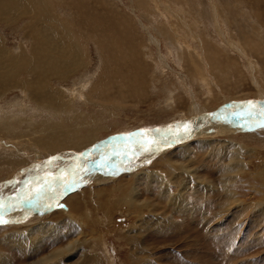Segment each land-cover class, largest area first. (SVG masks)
<instances>
[{"label": "rangeland", "instance_id": "rangeland-1", "mask_svg": "<svg viewBox=\"0 0 264 264\" xmlns=\"http://www.w3.org/2000/svg\"><path fill=\"white\" fill-rule=\"evenodd\" d=\"M48 1L49 10L60 19L44 22L39 0H0V48L14 54L20 48L30 53L33 41L39 38L47 41L43 45L48 48L58 40L52 38L53 33L45 34V31L37 35L35 28L62 31L64 24L76 28L81 19L85 26L95 27L99 18H106L133 30L129 33L134 36L136 50L120 51L119 40L115 38L104 50L99 49L92 29L94 32L83 43L82 52L85 51L83 58L80 55L78 68L66 72L62 79H52L49 84L51 91L62 93L59 94L62 104H57L63 109L61 115L59 110L56 113L40 106L50 102L54 106L52 99L38 101L16 86L4 91L0 96V118L15 124L14 128L0 129V186L4 189L7 181L11 184L18 178L14 175L19 168H31L29 164H39L35 166L38 172L29 174L39 181L43 179V162L49 158L48 154L45 158L43 153L38 155V151L45 150L34 143L45 136L46 124L54 125L56 132L60 130L64 134L79 118L84 122L79 127L81 132L93 125L98 129L100 138L92 145L86 149L73 146V154L77 156L71 157L78 161L81 157L78 154L115 134L156 130L154 134L161 137L166 133L169 138H183L185 132L171 135L167 130H178L174 124L181 121L192 102L212 110L230 105L231 100L236 105V101L258 99V88L264 89V0ZM212 6L219 13L218 25L214 22ZM183 21L188 25L186 29ZM172 25L182 27L177 29L182 36L180 41L172 42L173 38L165 37ZM197 38L203 42L205 53L201 52ZM115 58L120 61L118 64H114ZM196 69L208 81L198 79ZM32 77L24 75L16 80L30 81ZM105 83L109 97L105 96L106 91L103 94L97 91ZM119 84L129 85V89L125 91ZM82 85L86 86L87 94L77 100L70 99L69 90ZM224 97L231 100L225 102ZM100 98H110L119 107L112 106V102L101 107ZM263 131L203 133L186 144L160 148L156 157L163 161L156 158L121 171L106 182L82 184L75 190L76 194L47 193L43 199L62 198L53 208L41 207L36 210L37 216H28L21 223L0 225V264H264ZM237 143L245 149L238 158L233 153V145ZM127 147L124 143L106 152L110 155ZM218 147L223 151L218 153ZM137 149L133 158L129 154L113 157L112 164L120 168L147 154ZM67 151L68 148L55 150L49 157ZM17 157L21 164L13 167L12 160ZM60 167L55 166L51 172L55 174L54 170ZM99 171L94 169L84 174L97 175ZM67 172L68 169L65 178ZM23 184L3 189L0 199L19 193L25 195ZM32 185L37 186L35 182ZM70 197L77 198L78 211L75 208L69 213ZM27 204L24 205L28 207ZM8 206L10 212L5 213L12 218L16 213L11 211L13 206ZM127 238H132L131 242Z\"/></svg>", "mask_w": 264, "mask_h": 264}, {"label": "bare ground", "instance_id": "bare-ground-1", "mask_svg": "<svg viewBox=\"0 0 264 264\" xmlns=\"http://www.w3.org/2000/svg\"><path fill=\"white\" fill-rule=\"evenodd\" d=\"M39 2L41 3L40 12L43 15L42 17L44 18L43 19L44 22L47 19H54V20L60 19L59 18L60 16H58V15L56 16L55 14H53L49 10V7L50 6H48V5L51 2H49L48 0H39ZM16 3L18 5V2H16ZM15 8H16V5H14V8L13 9H15ZM17 8H19V7H17ZM217 11L218 10L215 9V6H212V13H213L212 15L214 17V22L217 23V25H218L220 23L219 22V19L220 18H219V13ZM224 13L226 14V12H224ZM92 16H94V15H92ZM221 21H223V20H221ZM83 23H85L84 22V19H81L80 25L79 26H76V28H71V25L64 24V26L62 27V31L60 30L61 28L60 29H53V28H51V29H53L52 31L51 30L50 31H47L46 28L43 29L42 26H41V28L43 30L42 29L35 28V30H38L37 31V35L41 36L43 34V32L45 31L44 32L45 34H51V33H53L54 36L52 38H56V40H58V43H56L54 46H52L49 43L50 45H48V48L46 47V45H43V43H47V41L44 42L45 40H42V38H39L38 40L33 41L34 44L32 45V49H31L30 53H29V51L26 52L22 48H20L16 52V54H14V53H11L10 51L9 52L8 51H5L4 50V47L1 46V48H0V96L6 90H9V89H11V88H13L15 86L16 87H20L23 90V94L25 93V90H27V92L29 93V95H31L35 99H38V101L39 100L40 101L41 100L44 101V100L52 99L53 102H55V105L54 106L51 104V102H50L49 105L48 104H46V105L41 104L40 106H42V108H44V109H51L49 111H53V112H56V113H59L58 112V110H59L60 111V114L59 115H61L62 112H63L62 111L63 109L60 108V107H58L57 104H62V99L59 97V94L61 96L62 93L60 92L58 94L56 90L55 91H51V86L49 84H51L50 82L52 81V79H56V81L59 80V79H62V77H64L63 75H65L66 72L68 74L69 72H73L74 70H76L78 68L76 66L80 62V55H82V58H83V54H84L83 52L85 51L84 50L82 52V49H84L83 48L84 47L83 43H85V38L89 35V33L94 32L92 29L95 30V32L93 34V38L95 39V41H97V44L100 45L99 46V49L101 48V49L104 50L105 45L108 46L109 44H111L110 43V40H112V39L115 38V39L119 40L118 43H120V46H121L120 51L121 50L129 49V50H132L131 52H134V50H136L135 45L133 43L134 36L132 34L130 35V33H132L133 30L132 29L130 30L128 28V26H126L125 24L119 26L116 23H113V21L111 19H106V18H99L98 21H97V24L95 25V27H92V24H91V26H89V24L85 26ZM114 24H116V25H114ZM183 24H184L183 27L186 29V27L188 26L187 23H185L183 21ZM93 25H94V23H93ZM36 26L39 27V24H37ZM217 27H219V26H217ZM127 28L129 30H127ZM180 28H182V27L177 28L176 26H173V25H172V27L170 26L169 27V30L167 29L168 32L166 31V36L165 37H167L168 39H170V37L173 38L174 41H172V42L180 41L181 38H182V36L181 35H178V31H177V29H180ZM129 31H131V32L129 33ZM188 31L190 32V29ZM190 35H191L190 33L189 34L186 33V36L187 37H190ZM88 37H90V36H88ZM152 37H150V40L151 41H153V38ZM194 37H197V36H194ZM32 39H33V37H32ZM196 40L200 44L199 46L201 47V52L202 53H205V48L203 46V42L200 41L199 38H197ZM0 41H1V38H0ZM48 41H49V39H48ZM156 42H157V39H156ZM114 43H116V40H115ZM153 43L155 44L154 41H153ZM156 49H158V48H156ZM169 53H170V51H169ZM243 54H244V52H243ZM162 57H163V55L161 54L160 55V58L162 59ZM202 58H204V57H202ZM114 61H115L114 64H118V62H120V61H118L117 58H115ZM123 62H125V57L122 58V63ZM161 62L162 61H160V63ZM249 68H252V67H249ZM139 74H141V71L137 73V76ZM24 75H28V76L29 75H32L33 76L32 77V80H30V81L21 80V79H20V81H17L16 80L18 77L24 76ZM195 75H197L198 79H200L201 81H204V82L208 81V77L205 75L206 78H203L202 77L203 74L200 73L197 69L195 71ZM25 79H26V77H25ZM139 82H140V85H141L142 82L141 81H139ZM140 85H139V88H141ZM260 85H261V83H260ZM119 86H121V88H125L126 89V90L124 89L125 91H127L129 89V85H126V84H119ZM130 88H131V86H130ZM85 89H86V86L85 85L80 86L79 89L78 88H72L71 90H69L70 91L69 92L70 99H72V98L73 99L83 98L87 94V93H85ZM97 91H99L98 93H100L102 91L101 94H103V91H106L105 92V96H107V97L110 96L108 94L109 93V90H108V87H107V84L106 83L105 84H102L98 88ZM97 91H94V92H97ZM53 93H55L54 96H53ZM256 95H258V97L259 96L260 97L258 99H246L245 101H241V100L240 101H236L235 100L236 103H237L236 105L231 104V101L232 100L230 98L224 97L225 98L224 99L225 102L231 100L229 102L230 105L229 104L222 105V106L220 105L219 108L216 107V108H214L212 110L210 108L205 107V105L200 104L199 102H192L191 105H190V107H189V109H188V111L186 113L184 112L186 114V115L184 114L185 116L183 114H180L179 113L180 116L183 115L181 117L182 119H181L180 122L174 124V127L175 128H178V130H173V132H172V130H167V133H170L172 135V134H178V133H181V132H185V127L189 128L190 129V132H188V133L185 132L187 135H184L183 138L176 137V136H172V138H169V136L166 135V133H164V132H163L164 133L163 134V137H161L162 135H158L157 133L154 134L156 130H153V131L152 130H150V131L149 130H146V131H144V137L145 138L154 139L157 142V143L151 145V148H152V151L151 152H145V151H143V148H141V146L136 143V141L140 139V136L139 135H131V134H139L141 131H138V132H135V133H134V131H131L132 133L130 135H129V132H127L126 135H123L125 133H122V134H119V135L118 134H115V135H112L110 137H107V139H104L106 141H101L100 143L95 144L91 148L88 147L89 149L87 148V150L83 152V154H84L83 157L80 154H78L81 157L78 159V161H75L71 157V156H73L75 154V153L73 154V152H74L73 151V146L76 147V148L79 147V149H81L82 147L83 148L85 147V149H86V146L87 145L88 146L89 145H92V143H94L96 140H99V138H100V136L97 133L98 132L97 131L98 129L96 127H94V125H93V126L87 128V129H85L84 132H81L82 130H79V127L82 126V123H84V122H80V120H78L79 118H77V119L75 118L77 120L76 124L70 130L66 131V133H64V134L60 130H59L60 132L59 131L56 132V130L54 129V125H51V124L50 125H47L46 124L45 129H47V130L44 131L45 132V134H44L45 136L42 137L41 139H37V141H35V143H34L37 146L40 145L41 148H43L45 150L43 152L38 151V155L40 153H43V157L45 158L46 155L48 154V158H49V159H46L45 162H43V163H45L44 164V168H43L45 173H44L43 176L42 175L41 176L43 178H46L47 177V174L49 173V171L51 172V169L54 168L57 165H60L61 167L59 169H57L58 168L57 167L54 170L55 171V174H53L54 176H59V175H61L62 172L63 173H66V170L67 169H68V172H70L73 167H76V166L78 167L79 164L81 163V161L85 157H89V153H92V157L89 159V165H91V166L94 167V165L91 163V160L92 159L99 158L101 152L111 151L114 147L123 145L124 143L126 144V147L129 146V145L130 146H129V148L127 147L125 150H121L120 152H128L129 156L132 157V158L134 157L132 155V151H136L135 150L136 147H138V149H137L138 151H142V153H147L146 155L144 154V156L141 159H137L135 162L130 163L129 165H122V166L119 165V166H121L120 168H118V166L113 162L115 165H113L112 168H110L108 170H101V171H99L97 173V175L95 173H91L90 175H87L86 176V174L83 173L82 174L83 175V179L78 183V185L73 190H70V191H73L74 194H76L77 192L75 193V190L76 191L79 190L80 187L82 186V184H88V183L91 184L94 181L97 182V181H100V180H103L104 182H106L107 180H110V179L116 177V174L117 173H120L121 171L131 170L134 166H137L138 164H141V163H142V165L147 164V162L149 160H152L153 161L154 159L157 158L156 156L158 155L157 153L160 151V148H165V147L166 148H171V147H173L175 145L179 146V145L186 144L188 142H191V141L196 140L197 137H199V135H201L203 133L204 134H209V133H211V134H221L223 132H228V133L231 132L233 134H236V133L241 132V131H243V132L247 131V133H249V131L251 132V129H253L254 133H258V132L264 130V128H261V127L258 126L257 120L255 118V114H253L252 117H249V114H248L249 106L246 103L247 101L259 102V104L257 106V112L260 110V108H264V89L258 88V93ZM102 98H104V97H102ZM100 99H98V100H100ZM106 100H108V101H106ZM106 100L105 99H103V100L101 99L100 100L101 102L98 101L99 104L101 103V107L104 104H106V105H104L105 107H108V104H110V102H112V101H110V100H112L110 98L109 99H106ZM20 103H22V101ZM111 105L114 106V103L112 102ZM20 107H22V105ZM36 107H37V105H36ZM114 107L116 108V107H119V106H114ZM53 108H55V110H52ZM68 108L70 109V107H68ZM68 108H66V110ZM36 110H37V108H36ZM45 113H46V111L44 110V114ZM4 115H3V117H4ZM243 120H245L248 123L244 122ZM173 121H175V120H173ZM176 121H177V119H176ZM179 123H181V124L178 125ZM162 124H161V126H162ZM62 125H60V126H62ZM14 126H15L14 123L13 124L7 123V122H5L4 119L0 118V129L14 128ZM167 127H169V125ZM35 129H34V131H35ZM160 130H162V129H160ZM176 131L178 133H174ZM20 135H21V133H20ZM24 135L25 134H23L22 137ZM61 139L64 140V141H60V142L57 141V140H61ZM175 139H178L180 143H178V141H176ZM28 141H29V139H28ZM132 142L135 145H133ZM21 143H24V141L21 142ZM162 144H164L163 145L164 147L162 146ZM2 146H4V145H2ZM70 146H72V150H70L71 149ZM108 146H111V147H108ZM177 146H175V147H177ZM233 146H234L233 147V150H234L233 153L235 154L236 158H238L243 153V151L245 150L244 149V146L241 145L240 143L234 144ZM11 147L13 148L14 145L11 146ZM32 147H36V146H32ZM67 148L69 149V151H67V152H61L60 154H57V155H54L53 154L54 156L49 157L52 154V152H54L55 150L65 151V149H67ZM79 149H77V150H79ZM184 149H186V148H184ZM17 150L20 151V149H17ZM217 150H218L217 151L218 153H219V151L220 152L223 151V149H221L220 147H218ZM75 152H78V151H75ZM161 153H162V151H161ZM211 154H213V153H211ZM76 156H77V154H75V158H76ZM235 156H234V159H235ZM126 157H128V155ZM19 158L20 157H17L16 159L12 160L13 167L14 166H18V165L21 164V162L19 161ZM114 158H117V157H114ZM156 160L163 161L165 159H163V158L160 157V158H157ZM41 161H43V160H41ZM69 161H71V163L70 164H67L68 166L65 167L63 165V162L69 163ZM118 161H120V159ZM122 162H123V159H122ZM150 162L151 161H149V163ZM29 165H31L32 167L31 168H24V169L23 168H19L20 171L18 170V173H16L14 175L15 177H18V178H15V179L13 178L14 180L12 181L11 184H8L11 181H7L8 182L7 185H4L5 186V189H10L12 187L17 186L18 184H21V183L23 184L25 181L35 182L36 185L39 186V184L37 183L39 181L37 179V177L29 174L30 171H32V172L37 171L38 169L35 166H38L39 164L34 163V164H29ZM63 167H65V169ZM166 167L168 169L172 168L169 165H166ZM115 168H118V169L115 170ZM56 170H57V172H56ZM36 174H38V173H36ZM103 178H105V179H103ZM40 180H42V179H40ZM24 185H25V183L23 184V187H24ZM54 187H55L56 190L54 192H52L53 194L56 193V194L59 195V194L62 193L61 190L63 188L59 186V183L58 182H57V184L54 185ZM0 188H1L0 189V194H1V193H3V189H4L3 188V185L0 186ZM22 191L23 192L26 191V188H23ZM22 191H21V193H22ZM70 191H67V192H70ZM67 192H63L62 195H65ZM5 193H7V192H5ZM78 195H76V197ZM23 196H24V193H23V195L22 194L20 195V193H19V195L18 194L17 195H12L9 198H4L3 199V202L5 204L8 202L7 203L8 205L13 206V209H11V211L13 212V214L16 213L15 216L13 215L14 217L10 218L11 215H8L7 214L10 211H7V209L5 211V212H7V213H5V219L8 220L12 224L13 223L16 224V222L24 221V219H26L28 216H34V215L37 216L36 210L37 209H41V207L42 208L43 207H45V208L46 207L47 208H53L54 206H56L55 202H58L62 198V196H59L57 198L56 197L55 198L54 197L51 198V201L46 200V199H42L39 202L33 201V203H31V204H27L28 207H26L24 204H20V202H19V198L20 197H23ZM11 197H14V198H11ZM125 197H127V196H125ZM72 198H74V196H72ZM128 198H129V196H128ZM128 198H127V200H128ZM76 199L77 198H75V199L72 200L71 197L68 199V202H69L68 203V206H69L68 209H70L69 210V213L72 212V209H75V208L78 207L76 205V202H75ZM123 200H125V199H123ZM17 205H19V206H17ZM29 205H31V206H29ZM92 205H94V203ZM8 208H10V207H8ZM85 209H86V207H85ZM18 211H20V212H18ZM76 211H78V208H77ZM84 215H85V213H84ZM131 240H132V238L131 239H128L127 241L128 242H131ZM57 251H59V250H57ZM64 251H65V248H64ZM60 254L61 253H59V255ZM44 261H46V260H44Z\"/></svg>", "mask_w": 264, "mask_h": 264}, {"label": "snow or ice", "instance_id": "snow-or-ice-1", "mask_svg": "<svg viewBox=\"0 0 264 264\" xmlns=\"http://www.w3.org/2000/svg\"><path fill=\"white\" fill-rule=\"evenodd\" d=\"M249 106L248 114L249 117H252L255 114L258 126L264 128V108H260L257 112V106L259 102L247 101ZM234 114V113H233ZM185 132H190V129L185 127ZM140 139L136 141L138 145L143 148L145 152H151V145L157 143L154 139H149L144 137V130H141L139 134ZM111 147V146H108ZM83 157V153L80 154ZM128 155V152L112 151L111 155L108 152H101L99 158L92 159L91 163L94 165V169L99 170H108L113 167L112 160L113 157H122ZM132 155H135V151H132ZM92 157V153H89V157H85L78 167H73L70 172H68L67 178H65V173H61L59 176H54L52 172L47 174L46 178H43L41 181H38L39 187L32 185L31 181H25L26 192L23 197L19 198L20 204H31L33 201L39 202L48 192H54L56 189L54 187L57 182L59 186L63 188L64 192L73 190L78 183L83 179V173H87L90 170L89 168V159ZM63 194V193H61ZM19 206V205H17ZM9 206L6 205L2 199H0V225L8 223L9 221L5 219V211Z\"/></svg>", "mask_w": 264, "mask_h": 264}, {"label": "water", "instance_id": "water-1", "mask_svg": "<svg viewBox=\"0 0 264 264\" xmlns=\"http://www.w3.org/2000/svg\"><path fill=\"white\" fill-rule=\"evenodd\" d=\"M131 133H132V132L130 131V132H129V135H130Z\"/></svg>", "mask_w": 264, "mask_h": 264}]
</instances>
